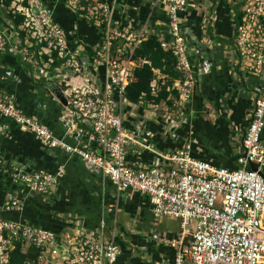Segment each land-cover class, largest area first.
<instances>
[{
  "label": "built area",
  "instance_id": "1",
  "mask_svg": "<svg viewBox=\"0 0 264 264\" xmlns=\"http://www.w3.org/2000/svg\"><path fill=\"white\" fill-rule=\"evenodd\" d=\"M56 1L81 12L99 30V44L89 47L68 37L54 22L48 0H11L7 10L23 18L19 27L25 36L22 38L4 18L0 59L14 57L37 90L48 92L46 97L55 98L51 90H60L65 105L55 99L61 106L57 123L62 135L56 136L35 117L26 115L15 96L3 91L0 135L8 134L9 126L2 122L7 120L33 135L42 147L77 157L111 183L117 198L128 191L145 197L155 221L178 222L176 238L152 236V240L174 247L172 264H264V81L253 96L235 170L194 159L189 144L160 152L155 149L152 132L138 123L129 129L123 115L134 69L148 65L134 57L146 39L145 30L122 29L112 17L114 4L105 0ZM242 2L231 51L237 65L264 78V0ZM155 4L166 16L161 46L174 57L175 70L181 76L177 98L166 111L167 119L175 120L212 64L206 51L192 45L189 32L180 23L179 15L189 0H156ZM7 81L15 82L17 77L11 69L0 66V84ZM149 88L150 95L157 97L155 80ZM150 105L155 111L160 109ZM36 108H45L39 96ZM143 153L150 154L154 163L142 161ZM64 172L63 166L43 171L14 164L8 177L25 201L36 195L50 197ZM22 206L23 201L8 196L0 213L20 212ZM116 235V229H109L103 220L95 228L72 223L56 233L0 216V264H8L15 242L37 250V258L30 264H117L122 250Z\"/></svg>",
  "mask_w": 264,
  "mask_h": 264
},
{
  "label": "crops",
  "instance_id": "2",
  "mask_svg": "<svg viewBox=\"0 0 264 264\" xmlns=\"http://www.w3.org/2000/svg\"><path fill=\"white\" fill-rule=\"evenodd\" d=\"M105 1L114 4L112 17L122 29H144L146 38L156 36L159 42L164 40L166 16L164 9L156 6V0ZM2 2L0 0V4ZM48 4L54 22L68 37L89 47L99 44V30L85 20L81 12L56 0H48ZM242 5V0H189V6L179 15L192 45L206 51L212 65L209 74L198 80L190 102L175 120L167 119L166 111L177 98L180 74L178 79H170L158 70L153 71L159 92L166 86L167 98L156 104L160 109L155 111L152 105L140 104V101L137 104L127 102L123 114L125 124L132 129L138 123L151 131L156 150L172 152L189 144L194 159L227 170L237 168L236 158L253 96L264 81L237 65L231 51L235 17ZM3 20L0 9V28L6 26ZM0 66L11 69L17 77L15 82L0 84V91L13 94L26 115L35 117L56 136H61L57 123L61 106L56 97H46V90H37L39 87L32 84L25 68L14 57L2 56ZM38 96L45 104L44 109L36 108ZM2 122L8 124L9 131L7 136L0 135V205L8 196L23 201L20 212H1L2 218L56 233L65 231L72 223L95 228L103 220L109 229L117 231V243L122 250L118 264L173 263L174 247L152 240V236L171 232L176 221H155L145 197L128 191L117 198L111 183L91 172L77 157L60 150H48L33 135L20 131L7 120ZM142 161L154 163L148 153H143ZM14 164H26L43 171L63 166L65 174L50 197L36 195L24 201L8 177V170Z\"/></svg>",
  "mask_w": 264,
  "mask_h": 264
},
{
  "label": "trees",
  "instance_id": "3",
  "mask_svg": "<svg viewBox=\"0 0 264 264\" xmlns=\"http://www.w3.org/2000/svg\"><path fill=\"white\" fill-rule=\"evenodd\" d=\"M11 0H5L0 4V9L4 14V18L10 23L13 29L18 32V34L23 38L25 33L20 30L23 23V18L20 15L12 14L8 11ZM242 14L238 12L235 17V25L240 23ZM79 18V15L76 16ZM135 59L144 60L148 65H142L134 69L133 79L131 83L126 88L125 99L127 102L132 104H137L141 101L144 104H158L162 99L167 98V93L165 92L166 86L164 85L157 97H152L150 95V83L155 79L153 71L158 70L163 75L169 77L170 79H178L179 73L175 70V59L169 51L162 48L161 43L156 36H148L145 41L141 43L134 54ZM181 77V76H180ZM143 95V96H142ZM168 105H171L168 103ZM264 132V131H263ZM5 219V218H4ZM171 232H167L166 237L168 239L176 238L179 228L178 222H174ZM38 252L33 247H28L27 249L23 246L21 242H15L13 249L9 255L8 264H30L33 263L37 258ZM122 255V254H121ZM119 257L118 261L120 260ZM118 264V262H117Z\"/></svg>",
  "mask_w": 264,
  "mask_h": 264
},
{
  "label": "water",
  "instance_id": "4",
  "mask_svg": "<svg viewBox=\"0 0 264 264\" xmlns=\"http://www.w3.org/2000/svg\"><path fill=\"white\" fill-rule=\"evenodd\" d=\"M51 91L53 92L56 99L59 100L63 105H65V100L62 97L60 90L58 88H53ZM251 170L255 171L256 168L254 166H251Z\"/></svg>",
  "mask_w": 264,
  "mask_h": 264
}]
</instances>
